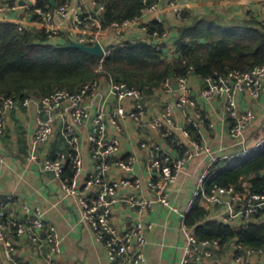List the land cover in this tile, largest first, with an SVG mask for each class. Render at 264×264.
Segmentation results:
<instances>
[{"label":"built area","instance_id":"obj_1","mask_svg":"<svg viewBox=\"0 0 264 264\" xmlns=\"http://www.w3.org/2000/svg\"><path fill=\"white\" fill-rule=\"evenodd\" d=\"M21 1L22 3H20ZM37 1L0 0V22L16 23L18 29L21 30L31 25L33 15H38L41 26L50 40L60 36L62 31H66L69 40L73 39L86 44L100 42L99 33L103 31L99 19V15L104 9L102 2L98 0H89V3H85L83 0H54L51 2V6H40L37 5ZM163 1L155 0L144 8L139 16L125 24L112 23L109 27L114 28L119 36H123L125 28L137 24L141 19L140 17L147 13L153 15L151 20L140 22L139 36L124 38L116 44L126 41L130 43L145 41L152 43L156 49L163 50L170 38V31L166 23L164 24V20L162 21L160 18L159 10ZM236 1L248 8L246 11L249 13V17L256 16L253 18L261 22L264 21V0ZM168 6L179 26L190 22V17L176 3L170 2ZM21 16L25 17L22 18ZM153 20L163 23L162 31L157 28L149 30V23ZM187 78L166 79L161 86L164 92L171 93L174 91L173 84L175 83L180 94L173 106L167 104L164 107V110L152 122V126L160 130L164 137H170L172 143L182 152L176 158H171L169 154L161 152L157 147L152 148L148 156V167L154 174L158 175L156 178L152 174L147 178L138 176L105 178L112 155L118 154L120 151L116 139L106 136V118L108 117L109 121L118 128V122L126 118L139 122L147 107L146 96L140 89L126 83L108 80V91L115 98L117 105L108 112L105 101L102 100L94 113L90 111L86 98L89 100L98 96L101 81L98 78L85 83L75 92L58 89L48 95H29L23 99H17L13 95L0 94V135L4 132L5 115L15 108H30L32 106L37 108L38 115L34 138L38 143H46L53 135L55 131L54 120L56 119L54 110L56 108H61L62 115L69 117V120L64 122L59 129L67 148L58 151L51 158H42L35 151H30L25 156V163L28 167H34L42 172H50L58 177L64 174V170L68 166L71 167L72 177L64 183L63 187L67 194L77 196L81 208V220L92 228L96 239L104 245L108 264H143L147 244L146 233L153 227L152 222L142 219L132 220L124 228L118 227L112 220L113 206L121 201L138 213L150 211L156 202L170 206L166 192L168 184L174 180L175 175L186 163L199 153L206 155L207 163L198 178L192 200L188 203L185 212L181 214V225L186 244L179 264H198L202 259H208L209 264H219L217 257L221 246L218 241L198 240L192 227L185 223L186 212L191 208L193 199L200 194L205 195V208H209L215 203L225 202V209L213 213L210 217L229 224L239 219L243 225L255 214L264 213V191L252 192L244 183L242 188H236L232 185L216 186L208 193L204 192L203 180L209 169L220 161L221 157L215 150L198 141H191L190 145H186L181 139H176L173 136L174 105L181 109L186 105L194 106L195 104ZM203 80L202 97L207 101L214 98H220L223 101V107L229 121V132L232 137H240L255 118V113L252 109H240L236 95L241 92L249 93L253 98L261 95L264 87V62L247 71L230 70L225 75L209 76ZM127 100L132 105L129 109L124 105ZM206 118L207 116L200 109H197L196 120H193L192 126L195 129L199 128L198 121H203ZM89 119L92 120L89 142L95 165L94 169L80 181L79 175L83 162L79 128ZM250 150H244L241 156L246 155ZM2 160L0 155V162ZM135 161L134 155H128L126 158L115 160V163L126 172H131ZM143 186L152 192L153 197L137 195L132 192L125 193L123 196L118 195L120 188L128 190ZM11 199L10 196L0 194V244L3 246L6 258L9 260L14 258V237L26 235L32 243L42 249L47 264H65L61 258V236L54 224L45 221L44 210L40 206H34L28 201H23L21 215H15L8 210V203ZM235 249L241 251L234 256L236 264H251L250 257L264 256V246L251 248L236 244ZM15 264L28 263L15 260Z\"/></svg>","mask_w":264,"mask_h":264},{"label":"crops","instance_id":"obj_2","mask_svg":"<svg viewBox=\"0 0 264 264\" xmlns=\"http://www.w3.org/2000/svg\"><path fill=\"white\" fill-rule=\"evenodd\" d=\"M83 1L89 3V0ZM170 2L180 6L185 14L190 17V22L194 17L206 15H218L225 19L249 17V13L246 11L248 8L240 5L236 0H164L159 12L161 20H164V24L166 23L170 31V38L163 49V57L167 60H173L177 57L176 46L180 38L178 35L180 26L168 6ZM88 6L91 7L90 4ZM152 16V14L147 13L140 17L141 19L137 24L125 28L123 36H119L114 28L104 29L99 33V40L106 49L107 46L119 43L124 38L139 36L140 22L149 21ZM21 17L24 18L25 16ZM252 17L256 18V16ZM30 24L34 25L32 22ZM68 36L66 31H62L60 36L52 39V42H64ZM100 80L98 96L89 100L86 98V103L92 113L96 111L102 100L105 101L108 112L117 105L115 98L108 91L109 81L105 78ZM187 81L192 90V99L195 104L194 106L186 105L181 109L174 105L173 136L176 139H181L186 145H190L191 141H198L209 146L221 157V167H227L238 162L243 157L241 153L244 150H253V148H258L264 143V87L261 95L257 98H253L246 92L236 95L240 109H252L255 118L242 135L235 138L229 132V121L226 117L223 101L220 98H214L211 101L205 100L201 95L204 80L193 72L188 76ZM173 86L174 91L171 93L164 92L160 87L146 95V112L139 122L126 118L118 122V128L109 121L108 117L106 118V136L115 138L120 149L118 154L111 157L106 179L123 176L147 178L151 174L156 178L158 175L154 174L148 167V156L154 147L169 154L171 158L181 155L180 148L172 143L170 137H164L160 130L152 126V122L164 110V107L167 104L173 106L179 96L180 90L177 84L174 83ZM124 105L128 109L132 107L129 100L125 101ZM197 109H200L207 118L198 121L199 128L192 129V122L196 120ZM54 112L56 114L55 131L46 143H38L34 138L38 115L36 107L15 108L5 115L4 132L0 135V155L3 159L0 162V194L12 198L8 203V210L15 215H21L23 201H28L34 206H40L44 210L45 221L54 224L61 236L63 263L108 264L104 245L96 239L92 228L81 220V208L77 196L67 194L63 187L64 183L70 180V177L64 174L58 177L50 172H42L34 167L26 166L25 156L30 151H35L42 158H51L58 151L67 148L59 129L64 122L69 120V117L62 115L61 108H56ZM189 126L192 132L188 131ZM91 128V119L85 121L79 128L83 162L79 175L80 181L94 169L95 165L89 142ZM128 155L136 157L131 172H126L115 163V160L126 158ZM206 163V155L199 153L175 175L174 180L166 188L170 206L156 202L153 209L142 213L132 210L121 201L113 206L112 220L120 228H124L135 219L153 223V227L146 233L147 244L143 264H179L186 244L181 225V214L185 212L188 203L193 198L198 178L205 169ZM243 183L247 185L246 181ZM131 192L153 197L152 192L144 186L138 189L129 188L128 190L120 188L118 195L123 196L125 193ZM199 196L200 203L205 207V195L200 194ZM224 204V201L215 203L205 209L208 215L212 216L213 213L224 210ZM259 219H264V214ZM241 222L238 219L231 225L239 227L242 225ZM235 245L236 243L232 241L227 246L221 247L217 257L219 264H236L234 260ZM14 246V258L9 260L4 255L3 246L0 244V264H15V260L28 264H47L42 249L32 243L26 235L14 237ZM250 262L251 264H264V256H252ZM198 264H209V261L202 259Z\"/></svg>","mask_w":264,"mask_h":264},{"label":"trees","instance_id":"obj_3","mask_svg":"<svg viewBox=\"0 0 264 264\" xmlns=\"http://www.w3.org/2000/svg\"><path fill=\"white\" fill-rule=\"evenodd\" d=\"M98 1L104 4L99 15L104 30L114 22L125 24L139 16L155 0ZM51 4L50 0L37 1L40 6ZM31 18L34 25L21 30L16 23L0 22V94L17 99L44 96L58 89L75 92L95 78L126 83L146 96L160 88L166 79L188 77L191 72L205 79L225 75L230 70L247 71L264 62V21L253 17H194L179 27L177 57L173 60L165 59L163 50L145 41L111 44L105 55L99 57L66 47L68 38L61 43L52 42L39 16ZM154 28L162 31L163 23L151 21L149 30ZM188 131L192 132L190 126ZM263 171L264 143L227 167H221V161L215 163L203 180V189L208 193L216 186L242 188L246 181L250 191L263 192ZM64 175L71 178L70 166ZM263 214H255L243 225L233 227L210 217L198 196L185 214V223L200 241L216 240L221 247L234 241L244 247L260 248L264 246V219H259ZM240 252L236 250L234 256Z\"/></svg>","mask_w":264,"mask_h":264},{"label":"water","instance_id":"obj_4","mask_svg":"<svg viewBox=\"0 0 264 264\" xmlns=\"http://www.w3.org/2000/svg\"><path fill=\"white\" fill-rule=\"evenodd\" d=\"M54 0H51L53 2ZM22 3V1L20 2ZM66 47L71 48H79L87 53L103 57L105 55V50L102 44L99 41H96L94 44H86L84 42H79L76 40H69V42L66 44Z\"/></svg>","mask_w":264,"mask_h":264}]
</instances>
